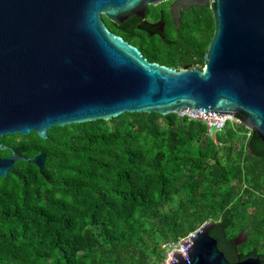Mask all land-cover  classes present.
I'll return each mask as SVG.
<instances>
[{
  "label": "trees",
  "instance_id": "trees-1",
  "mask_svg": "<svg viewBox=\"0 0 264 264\" xmlns=\"http://www.w3.org/2000/svg\"><path fill=\"white\" fill-rule=\"evenodd\" d=\"M164 8L151 21L169 23ZM102 19L124 40L141 35ZM181 28L164 65L202 70L210 9L186 12ZM233 119L213 139L203 122L156 113L0 138V158L45 155L42 170L19 161L0 178V264H162L161 245L208 223L229 262L264 264V142Z\"/></svg>",
  "mask_w": 264,
  "mask_h": 264
},
{
  "label": "water",
  "instance_id": "water-1",
  "mask_svg": "<svg viewBox=\"0 0 264 264\" xmlns=\"http://www.w3.org/2000/svg\"><path fill=\"white\" fill-rule=\"evenodd\" d=\"M168 0H0V138L42 140L53 126L110 120L124 113L176 114L183 109L235 117L264 142V0H181L172 17L210 9L213 35L204 67L168 69L147 63L109 32L102 17L121 24ZM176 19V18H174ZM7 147L0 144V150ZM42 170L45 155L0 158V178L19 161ZM204 224L181 244L171 264L229 262Z\"/></svg>",
  "mask_w": 264,
  "mask_h": 264
},
{
  "label": "flooded vegetation",
  "instance_id": "flooded-vegetation-1",
  "mask_svg": "<svg viewBox=\"0 0 264 264\" xmlns=\"http://www.w3.org/2000/svg\"><path fill=\"white\" fill-rule=\"evenodd\" d=\"M180 1L181 0H168L156 6H147L142 19L135 18V16L132 15L125 19L120 25L116 23L120 28H130V24L136 23V28L141 33V35L139 36L130 34L129 41L124 40L119 36L117 37L122 39L129 46L135 48L142 57V59H144L147 63H155L159 66L168 68L164 64L172 58L173 52H170L171 50H169V48H167V45L164 44V40L170 39L171 36L177 34L182 29L181 24L184 14L194 9L190 8L186 11H180V14H177L176 17H174L176 19H174L172 17L171 10L173 6L179 3ZM162 4L165 6L164 10L167 13L169 23L167 20L164 21L160 17H158L156 21H151L150 19V9L160 6ZM164 17H166V15ZM237 239L235 240L236 244H238Z\"/></svg>",
  "mask_w": 264,
  "mask_h": 264
},
{
  "label": "built area",
  "instance_id": "built-area-1",
  "mask_svg": "<svg viewBox=\"0 0 264 264\" xmlns=\"http://www.w3.org/2000/svg\"><path fill=\"white\" fill-rule=\"evenodd\" d=\"M179 119L186 120L187 122L191 120H196L203 122L207 128V135H215L217 132L223 130L227 121H230L233 117L229 116H216L213 113L205 114L203 111L193 110V109H183L176 113ZM239 122V121H237ZM195 232L187 235L186 237L180 239L177 243H166L161 245L160 249L164 251V262L162 264H171L172 256L176 253L182 257H186L187 253L183 251L182 243L183 241L189 242V238L194 235Z\"/></svg>",
  "mask_w": 264,
  "mask_h": 264
},
{
  "label": "rangeland",
  "instance_id": "rangeland-1",
  "mask_svg": "<svg viewBox=\"0 0 264 264\" xmlns=\"http://www.w3.org/2000/svg\"><path fill=\"white\" fill-rule=\"evenodd\" d=\"M163 46V45H162ZM161 47V46H160ZM182 68H187V67H182ZM187 69H191V68H187ZM231 122L232 121H234V119L232 118L231 120H230ZM89 128H91V126H89ZM211 139H213L214 138V136L213 135H211V136H209ZM242 240V236L241 237H238V239H237V243H239L240 241ZM165 260V259H164ZM164 260L162 261V263L164 262Z\"/></svg>",
  "mask_w": 264,
  "mask_h": 264
}]
</instances>
